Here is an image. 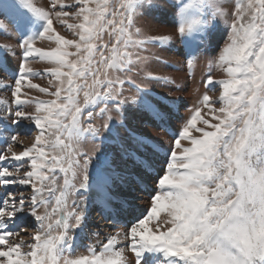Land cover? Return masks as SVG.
<instances>
[{"label": "snow or ice", "instance_id": "6c2138e0", "mask_svg": "<svg viewBox=\"0 0 264 264\" xmlns=\"http://www.w3.org/2000/svg\"><path fill=\"white\" fill-rule=\"evenodd\" d=\"M18 3L32 19L17 22L14 43H0V57L19 54L13 82L0 79L10 89L0 98V120L30 121L36 133L29 145L14 133L0 150V264H147L148 254L154 264H264V0ZM156 12L174 16L175 36L146 35L137 25ZM221 21L226 39L207 62L205 92L175 130L178 100L154 95L134 76L153 61L168 63L150 46L167 51L177 37L184 69L194 75L197 54ZM56 22L76 38L62 35ZM37 23L41 29L31 30ZM0 29L10 35L2 21ZM45 39L55 47L37 46ZM37 59L52 65L47 73L29 66ZM0 70L7 71L2 58ZM44 75L49 87L33 82ZM143 78L175 84L151 71ZM126 85L142 95L125 96ZM137 114L172 139L161 143L132 126ZM157 160L149 206L119 228L131 207L124 193L147 191ZM92 192L101 218L117 228L103 240L90 224ZM81 233L95 240L87 254L74 249Z\"/></svg>", "mask_w": 264, "mask_h": 264}, {"label": "rangeland", "instance_id": "374dc122", "mask_svg": "<svg viewBox=\"0 0 264 264\" xmlns=\"http://www.w3.org/2000/svg\"><path fill=\"white\" fill-rule=\"evenodd\" d=\"M38 6H46L51 2V0H33ZM66 3L71 4L73 0H65ZM227 3H231V0H225ZM32 19L30 13H28L23 7H21L18 3V0H0V21L7 26L8 32L10 35H6L2 29H0V43H14L15 39H18L21 33L16 30L17 22L22 24H27ZM70 23L76 22L75 20H70ZM58 30L64 35L66 38L73 39L76 38L72 32L67 30L66 28L59 27L58 22ZM137 25L142 28V31L145 32L146 35H162V34H171L175 36V24H174V16L169 12H156L153 14L145 13V15L141 18L137 19ZM41 29V24L37 23L31 30L38 31ZM227 33V25L221 21L218 28L214 30L212 36L210 38V42L202 48L197 54L199 59L196 63V67L194 70V75L189 76L188 72L184 69L183 58L178 54L179 51L183 50V45L180 43L179 38H176L175 44L170 47L167 51H161L159 48L151 47L150 52L159 53L162 55L168 63L176 65L180 70L177 71L176 68L169 67L168 63H156L153 61L151 64L147 65L145 68L138 69L140 72L139 75L134 76L137 80V83H141L142 85H146L147 89L151 91L154 95H169L172 99L178 100L179 105V114L174 116L170 121L173 129L178 130L181 126V122L185 120V118L190 116V110L194 105L198 104L199 99L202 94L205 92V88L202 84V77L207 72V62L211 61V59L217 55L219 48H221L226 39ZM37 46L43 48L55 47L54 41L48 40H39L37 41ZM71 50V49H70ZM7 71L0 70V79H4L7 84H11L15 78L14 74L18 67L19 54L16 56H12L10 53L4 54L2 57ZM33 71L47 73L48 69L52 67V65L48 64L46 61L42 60H33L29 65ZM151 71L153 74L166 76L171 80L175 81L174 85L163 86L161 83H157L154 81H147L144 77V72ZM181 74H183L181 76ZM213 75L216 79H220L223 77V73L220 71H214ZM174 78V79H173ZM52 79L48 75H44L43 77L33 78V82L37 83L43 87H49L48 81ZM182 79V80H181ZM185 81V82H184ZM183 84V85H182ZM181 85V86H180ZM26 87V85H25ZM126 90L124 92L125 96H134V95H142L137 93L134 88L130 86H125ZM182 90V91H181ZM32 95H38L42 99H51V97L38 93L35 89L31 90ZM211 94V93H209ZM218 91L216 95H218ZM10 96V89L6 87H0V98L8 99ZM175 96V97H174ZM15 108V105H13ZM176 107V105H173ZM26 110H32V106H27ZM183 117V118H182ZM146 119V118H144ZM101 121L97 119L96 123L99 124ZM130 123L134 127L141 128L148 135L149 134V126L143 124L142 119L137 114L136 116H130ZM155 130L169 137L170 141L172 137H170L167 133L161 131L154 123L150 126ZM0 128L3 129V134L0 135V150L6 148V138L14 133H19L21 140L25 145H29L32 142V138L36 133V129L33 126L32 122L24 121L19 126L13 125L11 123V117L7 119L0 120ZM152 136V135H150ZM158 141V139H156ZM162 143V141H160ZM86 147L90 148V145H86ZM15 151H20L19 147L14 146ZM158 166V168H157ZM162 168V162L157 160L155 169L159 172ZM154 173H157L154 170ZM94 175V173H93ZM157 175V174H154ZM156 176L153 179L151 178L149 181L154 183L155 187ZM135 187L133 189H129L124 193L129 200V203L134 202L136 204V208L138 211L142 212L141 215L145 212L146 208L149 206V195L145 198L146 194L143 193L140 189ZM154 189V188H153ZM4 189L0 187V196L3 195ZM25 195H28L29 189H23ZM144 194V198L141 197ZM147 199V200H146ZM95 206L91 207V214L93 215V221L91 223V227L93 229H97L101 232L100 239L103 240L105 235L111 233L112 230H117L111 226L109 222H104V219L95 218L94 212ZM135 208H129L128 212L137 211ZM140 215V216H141ZM139 216V217H140ZM135 222V221H133ZM105 223H108L107 225ZM124 225V223H120V225ZM127 224L124 225V227ZM98 226V227H97ZM25 227H27L28 233H32L34 228L32 226V222L28 219L25 222ZM29 237L27 235L24 236V239L27 240ZM95 243V240L91 238L89 235L81 233L76 241L74 242V249L76 254H87V247L89 244ZM150 257L147 259V264H154L155 254H149Z\"/></svg>", "mask_w": 264, "mask_h": 264}, {"label": "bare ground", "instance_id": "6f19581e", "mask_svg": "<svg viewBox=\"0 0 264 264\" xmlns=\"http://www.w3.org/2000/svg\"><path fill=\"white\" fill-rule=\"evenodd\" d=\"M183 74H181V76H182ZM174 79V78H173ZM174 80H176V79H174ZM182 80V79H181ZM185 82V81H184ZM183 85V84H182ZM181 86V85H180ZM182 91V90H181ZM175 97V96H174ZM183 118V117H182ZM149 134L150 135H152V137L154 138V139H158L159 138V140L160 141H162V143H165V144H167V142H168V140H169V137L168 136H166V135H164V134H161L160 132H158L157 130H155L153 127H149ZM157 168H158V166H157ZM159 169V168H158ZM157 171V170H156ZM158 172V171H157ZM159 173H160V171H159ZM152 178H153V176H152ZM147 191H144L143 193H145L146 194V196H145V198H147L149 195H151L152 194V192H153V188H155L154 187V183L153 182H150L149 180L147 181ZM150 186V187H149ZM138 189H140L139 187H138ZM1 193V192H0ZM96 196V193L95 192H92L91 193V195L89 196V207L91 206V204H92V199L94 198ZM141 197H143L144 198V194L141 196ZM147 200V199H146ZM93 205V204H92ZM130 205H131V207H135V209H137L136 207V204L134 203V202H131L130 203ZM139 209V208H138ZM138 209H137V211H135V212H130L129 213V215H128V217H122L121 216V221L122 222H124V223H128L129 221H133L134 219H136L142 212H140V211H138ZM137 212H139V213H137ZM95 213V215H96V217L97 218H100L101 216H100V214H99V212H98V210L96 209V211L94 212ZM90 214H91V209L89 208V218H90V224H91V220H92V218H93V216H90ZM108 222V221H107ZM110 223V222H109ZM106 225L108 224V223H105ZM111 224V223H110ZM124 225H118V227L119 228H124L123 227ZM116 231V230H115ZM114 230H112L111 231V233H114L115 232Z\"/></svg>", "mask_w": 264, "mask_h": 264}]
</instances>
